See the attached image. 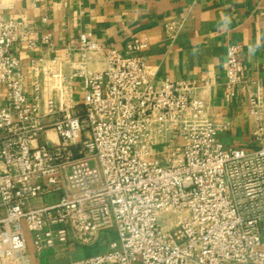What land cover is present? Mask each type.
<instances>
[{"label":"built area","instance_id":"built-area-1","mask_svg":"<svg viewBox=\"0 0 264 264\" xmlns=\"http://www.w3.org/2000/svg\"><path fill=\"white\" fill-rule=\"evenodd\" d=\"M17 0H0V12ZM53 49L50 35L41 38ZM32 32L0 14V264H31L58 246L105 250L71 264H264V100L247 95L252 152L225 148L193 82H157L135 39L121 53L81 36L71 75L83 82L82 113L54 109L60 60L15 55ZM240 48L227 50L224 100L244 83ZM101 54L106 68L86 67ZM48 97L47 126L39 114ZM51 142L42 136L47 131ZM51 197V203L44 200ZM113 235V236H112Z\"/></svg>","mask_w":264,"mask_h":264},{"label":"crops","instance_id":"crops-1","mask_svg":"<svg viewBox=\"0 0 264 264\" xmlns=\"http://www.w3.org/2000/svg\"><path fill=\"white\" fill-rule=\"evenodd\" d=\"M2 14L7 19L23 21L32 32L35 50L19 44L15 55L27 75L25 91L30 94L33 75L31 61L38 58L60 60L65 81L52 94L54 109L72 108L82 113L83 82L69 79L71 69L66 50L72 49V61L78 60L76 50L81 36L105 49L124 53L135 39L147 40L148 47L135 53L142 58L155 81L193 82L194 96L206 107V116L217 126L228 124L219 133L225 148L252 152L259 146L251 141L252 124L248 114L247 95L259 92L264 100V0H17ZM50 35L53 49L43 45L41 38ZM240 48L244 83L234 99L224 100L227 50ZM86 67L91 71L106 68L101 54H89ZM50 95L41 93L39 114L45 125H51L46 108ZM0 87V104H5ZM51 142L47 131L42 136ZM51 203V197L44 200ZM107 235L101 236L97 250L70 245L58 246L40 255L31 252V264H71L105 250Z\"/></svg>","mask_w":264,"mask_h":264},{"label":"rangeland","instance_id":"rangeland-1","mask_svg":"<svg viewBox=\"0 0 264 264\" xmlns=\"http://www.w3.org/2000/svg\"><path fill=\"white\" fill-rule=\"evenodd\" d=\"M112 236H113V235H112ZM97 246H98V245H97ZM97 246H95V247H94V249H96V250H97V248L99 247V246H98V247H97Z\"/></svg>","mask_w":264,"mask_h":264}]
</instances>
